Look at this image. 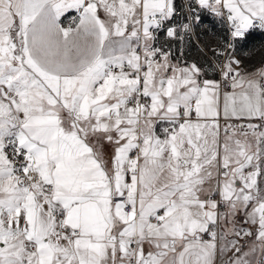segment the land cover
<instances>
[{
    "label": "snow or ice",
    "instance_id": "1",
    "mask_svg": "<svg viewBox=\"0 0 264 264\" xmlns=\"http://www.w3.org/2000/svg\"><path fill=\"white\" fill-rule=\"evenodd\" d=\"M256 30L264 0H0V264H264Z\"/></svg>",
    "mask_w": 264,
    "mask_h": 264
},
{
    "label": "crops",
    "instance_id": "2",
    "mask_svg": "<svg viewBox=\"0 0 264 264\" xmlns=\"http://www.w3.org/2000/svg\"><path fill=\"white\" fill-rule=\"evenodd\" d=\"M74 15V11L66 13L65 16L62 17V22L67 25L71 17ZM222 33L223 26L221 25V27L217 31V35L219 38L221 37ZM198 40L207 44L212 43V39L210 38V36L206 35L205 33L199 34ZM184 52L186 53V60H195L198 61L203 67L205 66L206 60L202 52L199 50L197 44L192 39L188 42L187 45H185ZM235 54L237 58L242 61V68L246 72H255L260 67H264V32L259 30L253 31L249 38L237 48ZM206 78L216 80L215 76L212 74H207ZM221 120L222 121L220 123V126L223 130L229 120L225 121L223 117H221ZM222 130L220 132V135L223 138L224 132ZM249 136H251V133H249ZM223 259H226V257H224Z\"/></svg>",
    "mask_w": 264,
    "mask_h": 264
},
{
    "label": "built area",
    "instance_id": "3",
    "mask_svg": "<svg viewBox=\"0 0 264 264\" xmlns=\"http://www.w3.org/2000/svg\"><path fill=\"white\" fill-rule=\"evenodd\" d=\"M183 3H184V0H176V4H177L178 8ZM211 20H218V19L214 16L209 15L208 18L203 20V22L200 24V26L195 30L196 34L193 35L191 39L197 44L199 50L202 52V54L206 60V64H205L204 68L206 69L207 74H212L215 76V78H217V80H219L220 76L216 72L212 71L209 67L210 64H212L215 61V58L212 56V53L209 51V49L215 48L217 46V43L219 40V37L217 35V31L219 30L221 25L218 22V27H211ZM203 33L210 36V38L212 39L211 44H207V43H204V42H201L198 40V35L203 34ZM221 121L222 120L220 119V123H221ZM248 123L259 124L260 122L258 120L248 121V120H235V119L229 120L227 122V124H231V125H234L236 127H239L241 124L246 126ZM223 130H224V128H223Z\"/></svg>",
    "mask_w": 264,
    "mask_h": 264
},
{
    "label": "bare ground",
    "instance_id": "4",
    "mask_svg": "<svg viewBox=\"0 0 264 264\" xmlns=\"http://www.w3.org/2000/svg\"><path fill=\"white\" fill-rule=\"evenodd\" d=\"M218 20H211V27H218Z\"/></svg>",
    "mask_w": 264,
    "mask_h": 264
},
{
    "label": "rangeland",
    "instance_id": "5",
    "mask_svg": "<svg viewBox=\"0 0 264 264\" xmlns=\"http://www.w3.org/2000/svg\"><path fill=\"white\" fill-rule=\"evenodd\" d=\"M216 80H217V78H216Z\"/></svg>",
    "mask_w": 264,
    "mask_h": 264
}]
</instances>
